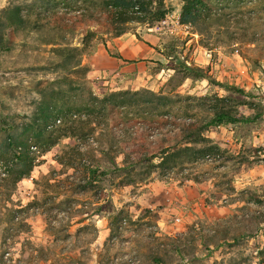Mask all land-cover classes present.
Masks as SVG:
<instances>
[{
    "label": "rangeland",
    "instance_id": "1",
    "mask_svg": "<svg viewBox=\"0 0 264 264\" xmlns=\"http://www.w3.org/2000/svg\"><path fill=\"white\" fill-rule=\"evenodd\" d=\"M8 2L0 0V8ZM183 4L157 0L155 6L168 12L161 21H133L124 35H106L107 43L86 53L83 63L89 69L42 68L54 58L48 48L24 51L19 41L0 55V264H264V0H203L199 8L211 19L201 32L182 22ZM81 38L79 29L72 39L78 44ZM27 40L36 44L42 37L35 33ZM122 41L127 47L121 49ZM180 61L209 75L189 77L178 88L181 93L203 96L207 108L218 96L239 119H250L207 133L234 152L218 157L227 160L220 171L214 165L195 166L194 176L211 179L184 181L182 174L169 179L158 168L148 177L141 166L134 180L119 171L89 184L83 170L64 171L57 160L61 146L75 145V139L49 147L53 141L46 144L47 135H35L58 124L57 118L44 122L37 115L45 96L69 106L91 94L102 99L111 91H160L170 81V70H182L175 67ZM99 64L104 67L96 72ZM64 93L71 97L62 99ZM6 114L13 116L10 134L29 144L23 150L34 157L30 173L8 145L9 129L1 125ZM142 126L133 122L113 134L102 133L100 126L88 142L103 144L92 149L94 154L111 140L116 150L127 151L129 135H139ZM141 148L144 153L156 149ZM117 160L122 163L124 155ZM246 230L253 235L234 241Z\"/></svg>",
    "mask_w": 264,
    "mask_h": 264
},
{
    "label": "trees",
    "instance_id": "2",
    "mask_svg": "<svg viewBox=\"0 0 264 264\" xmlns=\"http://www.w3.org/2000/svg\"><path fill=\"white\" fill-rule=\"evenodd\" d=\"M202 1L184 0L181 14L182 22L191 24L198 32L207 29L208 25L204 22L211 19L209 14L204 16L200 10L199 4ZM156 2L157 0H34L24 3L22 0H9L0 8V55L12 52L19 41L23 43L21 47L24 51L37 50L39 47L48 48L54 58L46 59L44 66H40L42 68L89 69V63H83L86 53L89 56L94 54L100 44L107 43L105 37L124 35L129 32L128 24L133 21H161L168 12L163 9V5L155 6ZM251 19L250 16L248 20ZM79 29L82 30V38L76 44L72 37ZM35 33L41 34L42 40L29 44L27 39ZM177 65L182 70H170V81L167 87L160 91L146 88L111 91L102 99H97L91 94L89 100L80 98L69 106H63L65 102L61 99L51 103L49 97L45 96L40 102L37 115L40 114L38 117L44 122L52 117L57 118L58 124L51 132L45 127L35 135L40 139L47 135L45 143L53 141L49 147L63 138L75 139V145L61 146L57 160L64 171L83 170L84 179L89 184L102 181L104 176L119 171H126L131 177L130 180H134L132 174L141 166L145 168L143 172L148 177L158 168L163 169L169 179H179L182 174L184 181L194 180L201 183L209 180L211 177L203 179L200 175L194 176L195 166L214 165L216 171H220L219 165L227 160L222 161L219 158L225 153L233 155L234 152L228 144H222L207 133L224 123L250 119H239L232 108L226 107L225 100L218 96L214 97L216 102H210L207 108L203 96L181 93L178 88L189 77L207 79L209 75L207 70L199 66L188 67L182 61L175 67ZM174 80L177 83L172 85ZM60 81L69 83L67 78ZM67 97L71 95H62L64 100ZM12 117L11 114L4 115L1 125L5 124L3 129H9L6 130L9 132L8 145L13 148L14 156L18 161L24 162L27 173H30L35 166L34 157L24 155L23 146H28L27 142L19 141L10 134L14 126ZM133 122H140L145 126L141 127L144 130L139 135H129L127 145L130 147L127 151L116 150L117 144L111 140L108 146H102L98 150L99 154H94L92 149L103 144L96 139L97 146H93L95 140L93 143L88 140L94 137L98 127L102 126V133L105 130L106 133L113 134L115 129L123 125L126 127ZM31 129H26L24 133ZM148 144L156 149L144 153L141 146L146 147ZM82 146L90 148L83 150ZM122 154L124 160L121 163L117 158ZM148 177L144 179L147 180ZM223 185L224 183L219 186L221 190ZM231 191L230 193L235 192V187H232ZM220 197L219 195L215 198ZM260 221L264 225V212ZM252 235L246 230L235 237L234 241ZM225 241L232 243L230 239Z\"/></svg>",
    "mask_w": 264,
    "mask_h": 264
},
{
    "label": "crops",
    "instance_id": "3",
    "mask_svg": "<svg viewBox=\"0 0 264 264\" xmlns=\"http://www.w3.org/2000/svg\"><path fill=\"white\" fill-rule=\"evenodd\" d=\"M123 39V38H122ZM127 43V42H126ZM122 45V46H121ZM123 46H126L127 47V45H125V43L122 41V43H120V47H121V49L123 48ZM122 51V50H121ZM103 53V52H102ZM123 53V52H122ZM102 56L101 57H103V58H106V56H105V54H101ZM156 54H155V51L153 50L152 51V53H151V56L152 57H154ZM125 57V56H124ZM126 58V57H125ZM97 59L99 60L100 59V56H98L97 57ZM97 68H96V72H98L102 67H104V66H101V64H99V65H97L96 66ZM106 67V66H105ZM127 67V66H126ZM125 67V68H126ZM95 70V69H94ZM121 70H123V68H121Z\"/></svg>",
    "mask_w": 264,
    "mask_h": 264
}]
</instances>
